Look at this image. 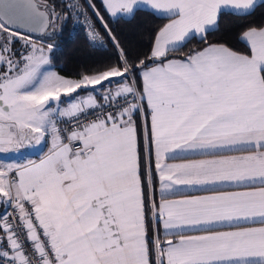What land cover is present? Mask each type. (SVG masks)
Listing matches in <instances>:
<instances>
[{
	"label": "snow or ice",
	"instance_id": "obj_1",
	"mask_svg": "<svg viewBox=\"0 0 264 264\" xmlns=\"http://www.w3.org/2000/svg\"><path fill=\"white\" fill-rule=\"evenodd\" d=\"M85 2L116 60L66 77L31 35L55 33V8L0 0V152L50 137L38 161L0 164V264H264V25L245 51L207 43L264 0H102L110 18L167 19L143 57ZM192 39L206 46L169 58ZM189 153L203 158L168 162ZM180 188L212 194L169 198Z\"/></svg>",
	"mask_w": 264,
	"mask_h": 264
},
{
	"label": "trees",
	"instance_id": "obj_2",
	"mask_svg": "<svg viewBox=\"0 0 264 264\" xmlns=\"http://www.w3.org/2000/svg\"><path fill=\"white\" fill-rule=\"evenodd\" d=\"M48 4L55 8L60 15L55 24V33L53 30L50 34L33 36L38 43L46 46L53 44L54 49L50 54L52 59L51 68L62 76L71 77L79 72H86L100 66L114 63L116 60L115 49L108 42L107 37L103 41L102 47L90 45L83 33L77 31L70 32L69 19L63 7L61 0H47ZM100 15L103 16L108 26L112 28L118 40L122 45H127L141 57L144 53L150 51L151 36L161 27L166 18L153 15L144 10H138L133 19L127 18H110L105 13L101 0H91ZM86 3V2H85ZM87 5V4H86ZM88 7V5H87ZM90 15L94 20L95 27L101 36H105V30L101 22L93 14L92 8L88 7ZM64 17H67L66 19ZM264 24V7H257L255 13L248 16L246 20H239L235 17L225 16L220 23V30L210 31L207 34V43H224L236 51H245L247 45L238 40L237 37L249 25ZM206 44L201 43L198 39L190 40L179 52L172 54L174 57H180L186 54L190 49H199ZM19 49L20 45L17 44ZM170 56V57H172ZM2 70V69H0ZM140 86L138 81V87ZM137 122H140V116L137 114Z\"/></svg>",
	"mask_w": 264,
	"mask_h": 264
},
{
	"label": "crops",
	"instance_id": "obj_3",
	"mask_svg": "<svg viewBox=\"0 0 264 264\" xmlns=\"http://www.w3.org/2000/svg\"><path fill=\"white\" fill-rule=\"evenodd\" d=\"M101 3H102V0H101ZM164 23H167V19L164 21ZM173 57L174 56L169 57V58H173ZM176 58H179V57H176ZM46 70L54 71L51 68V66H46ZM139 84H140L139 87L142 88V83L139 82ZM86 94L87 93H85V92L80 93V95H82V96L86 95ZM145 111H147L146 102H145ZM137 123H138V125L142 124L141 120H140V122H137ZM141 143H142V136H141ZM49 147H50V137H46L43 141H41L40 144H32V145H29L27 147H23L19 150H14V151L10 150L8 152H0V164H8V163L25 164L29 160L38 161L41 158V156H43L44 154L47 153ZM201 158H203V157L198 156V155H193L190 153L189 154H178L176 159L170 160L168 162L169 163H182L185 160L201 159ZM223 190L234 191L237 189L228 188V189H223ZM210 194H212V193L207 192V191L180 188L176 195L169 197V198L179 199V198H182L183 196L210 195ZM155 195H156L157 201H159L160 194H159V183H158V181L155 184ZM4 211H5V207L3 205H0V214H2ZM245 226L260 227L262 225L259 223V221H257L254 224H249V225H245ZM224 230H226V229H224Z\"/></svg>",
	"mask_w": 264,
	"mask_h": 264
},
{
	"label": "built area",
	"instance_id": "obj_4",
	"mask_svg": "<svg viewBox=\"0 0 264 264\" xmlns=\"http://www.w3.org/2000/svg\"><path fill=\"white\" fill-rule=\"evenodd\" d=\"M62 4H63V7L66 11V14L68 16V19H69V27H70V32L73 34L77 31L81 32L84 34L85 36V39L87 40V42L92 45V46H97V47H102L100 46V42H92L89 37H88V22L90 21L91 24L93 25V27L95 28V30L97 31L96 27H95V23H94V20L92 19L91 15H90V12L88 10V7L85 3V0H61ZM69 2H72V3H79L80 5H82L85 10H86V13L85 14H81V13H77V15H72V13L66 8V5L69 3ZM85 15L87 16V20L85 19ZM98 32V31H97ZM105 111H108L110 109H107L105 108L104 109ZM99 109L95 110V113H90L88 116H87V119L91 120V119H95V115L99 113ZM81 119H85L84 117H81ZM60 127H70L71 125L68 124V123H61L59 125ZM79 146V145H77ZM7 211L11 212L12 209L11 208H8Z\"/></svg>",
	"mask_w": 264,
	"mask_h": 264
},
{
	"label": "water",
	"instance_id": "obj_5",
	"mask_svg": "<svg viewBox=\"0 0 264 264\" xmlns=\"http://www.w3.org/2000/svg\"><path fill=\"white\" fill-rule=\"evenodd\" d=\"M51 31H52V28H49L47 33L35 32V33H31V35H33V36H41V35H45V34H50Z\"/></svg>",
	"mask_w": 264,
	"mask_h": 264
},
{
	"label": "rangeland",
	"instance_id": "obj_6",
	"mask_svg": "<svg viewBox=\"0 0 264 264\" xmlns=\"http://www.w3.org/2000/svg\"><path fill=\"white\" fill-rule=\"evenodd\" d=\"M139 116H140V114H139ZM140 119H141V123H142V117L140 116Z\"/></svg>",
	"mask_w": 264,
	"mask_h": 264
}]
</instances>
